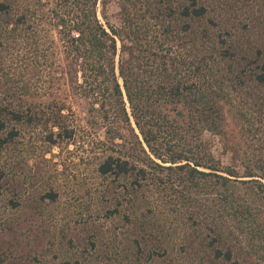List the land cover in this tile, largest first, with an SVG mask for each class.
<instances>
[{
    "label": "trees",
    "instance_id": "16d2710c",
    "mask_svg": "<svg viewBox=\"0 0 264 264\" xmlns=\"http://www.w3.org/2000/svg\"><path fill=\"white\" fill-rule=\"evenodd\" d=\"M238 2L0 0V72L45 101L0 106V132L39 119L87 148L141 241L175 216L217 264H264V46L236 36Z\"/></svg>",
    "mask_w": 264,
    "mask_h": 264
},
{
    "label": "rangeland",
    "instance_id": "374dc122",
    "mask_svg": "<svg viewBox=\"0 0 264 264\" xmlns=\"http://www.w3.org/2000/svg\"><path fill=\"white\" fill-rule=\"evenodd\" d=\"M110 6L117 21L118 7ZM233 6L229 24L236 36L264 46V0ZM68 90L65 85L60 94ZM15 91L0 72V106L25 111L44 106L43 98ZM37 123L12 122L0 132L8 140L0 142V264H217L208 257L210 247L185 240L191 232L182 224L176 229L181 219L175 216L162 215L166 222L159 237L141 241L129 221L135 214L105 193V180L87 148L65 141L52 145ZM11 128L19 132L14 138L7 137ZM214 151L222 156L218 139Z\"/></svg>",
    "mask_w": 264,
    "mask_h": 264
}]
</instances>
